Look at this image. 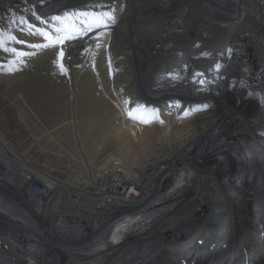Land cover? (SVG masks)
Returning a JSON list of instances; mask_svg holds the SVG:
<instances>
[{
	"label": "bare ground",
	"instance_id": "bare-ground-1",
	"mask_svg": "<svg viewBox=\"0 0 264 264\" xmlns=\"http://www.w3.org/2000/svg\"><path fill=\"white\" fill-rule=\"evenodd\" d=\"M100 1L55 2L46 13L54 27L44 30L52 39L38 31L45 6L35 7L38 13L24 31H38L36 40L45 43L31 50L33 61L44 58L43 50L52 53L72 79L70 88L54 86L60 94L63 85L69 108L80 109L72 156L89 165L85 147L96 150L94 155L108 150L116 155L102 161L100 185L96 176L88 179L92 192L37 169L0 131V183L26 203L18 207L0 196V216L14 218L7 209L21 208L35 236L34 243H24L33 245L34 260L4 254L0 264H264V0H121L126 6L120 10L112 6L116 0ZM128 9L133 20L117 21ZM84 12H110L114 21L89 28L88 18L76 15ZM58 36L65 37L63 43H53ZM78 37L86 47L79 66L90 54L95 59L105 54L103 62L92 59L85 70L100 69L98 92L85 77L73 81L81 71L63 60L62 47ZM20 41L13 46L27 53L30 42ZM74 85L85 103L71 98ZM104 89L110 90L106 96ZM60 199L92 222L93 230L56 227ZM82 200L96 203L98 211H80ZM211 211L215 217L227 213V222L217 231L207 224L193 228L200 212ZM14 223L5 216L0 230Z\"/></svg>",
	"mask_w": 264,
	"mask_h": 264
},
{
	"label": "rangeland",
	"instance_id": "rangeland-1",
	"mask_svg": "<svg viewBox=\"0 0 264 264\" xmlns=\"http://www.w3.org/2000/svg\"><path fill=\"white\" fill-rule=\"evenodd\" d=\"M41 1L42 0H0V66L7 65V70H3L4 68L0 70L1 73L6 74H0V131L6 136L11 144L14 145L19 154L37 169L42 170L44 173L53 176L63 182L70 183L71 181H78V187L93 192L95 185L93 186L92 184H89L88 179L92 175H94L97 179L95 184L100 185L103 179L101 173H99L98 170L101 167L102 161L106 160L108 156L114 157L116 153L108 150L103 151V153H95L94 155V152L96 150L91 149V151L89 148L85 147L86 154L90 156V159L88 160L89 165H80V161L78 160V158L72 156L73 153L70 152H72V150L73 152H76L73 145L74 143L72 142H75V137L77 138V136H79L78 131L81 130V127L79 126L81 125L79 118L75 116L76 113H78L77 115L79 116L80 109L76 106V109L73 110V104L72 107L69 108L67 104L68 101L66 102L62 95V93H64L62 88L63 85L65 87L69 86L70 88V81H72V79L69 81V79L65 77V72L63 71V68H65V66L63 65L61 59H59L58 57L57 59H55V55H53L52 53H47L45 50H43L42 52L44 58L41 61H33L34 52L32 51V53L31 50H40L42 48H45V43L36 40V34L39 33L38 31L34 35L32 31H24L26 22H31L34 16L38 13L36 12L35 7L40 6V11L45 6L40 11L42 12L41 30L44 31L54 27V24L50 23V20L47 19L46 13H48L49 15V12H51L50 10L53 7L58 6V4H55V2H60L63 6H65L66 4L72 5L75 3H81L82 1L87 2L90 0ZM116 1L117 2L112 5L114 9L120 10L121 7L124 8V6H126L125 4L120 3L123 1ZM221 1L222 0H217L216 2L218 4H221ZM100 2V0H91L89 3L87 2L86 4H84L87 5L90 3L92 4ZM209 3L213 4V2L210 1ZM81 5L82 4H79L77 6L75 5L71 8H77ZM153 6L156 7L157 5ZM65 9V12H67L66 7L61 10L64 11ZM92 11H94V9ZM55 13H57V11H55ZM122 13L123 14H121V17L119 16L120 18L116 17L117 21H120L123 16L124 19L127 20L126 22L133 20V11H129L128 9L127 11L124 10ZM64 20H61L60 23L63 24ZM31 27L34 28V23L31 25ZM9 36H14L15 40L9 39ZM21 36V41L23 42V44L25 42H30L31 44L30 48H28L27 53H23V51L21 52L19 51V49L13 46L14 44H19L18 42L20 41L19 39ZM34 44L38 45V47H33ZM18 47L22 48L24 51H27V46L23 47L19 45ZM5 48L15 49V51H5ZM122 52L124 54V49H122ZM13 53L15 55L11 57V54ZM20 53H23V55H20ZM60 53L61 52H59V54ZM30 54L32 56H30ZM27 55L29 57H27ZM104 55L105 54L101 55L100 58L98 57L97 59H95L92 54H90L87 57V60L89 61H86L83 67L81 66L82 62L80 66L78 62L77 70L81 72L79 76L76 77V79H73V81L77 82L78 84L81 83L82 79L85 77V82L90 85V88L93 85L94 90L98 92V87L100 86L99 81L101 79L100 77L103 76H99V74L101 73L100 69L96 71V66H94V71L92 72L86 71L85 73V70L91 66L90 61H92V59L94 61V64H97L98 62L100 63L101 61L103 62V60H101V57H103ZM26 59L29 60L27 61ZM49 59H54L55 62H52ZM21 60L23 61L20 63ZM25 62L28 63L25 66H21L20 70L19 65ZM94 75H97V79ZM56 82L59 84L57 85ZM61 83L63 85L62 87H59L60 90L58 91L60 92V94L58 92L57 93L59 95L55 94V90L57 88L54 86H59L61 85ZM71 90L73 92L71 95L72 99L78 98L82 103H85V101L80 98L81 90L79 86L77 87L76 85H74ZM109 93V89H104L101 92L103 96H106ZM97 95L99 94L97 93ZM125 95H127L126 100L129 98L131 100L133 96L132 90H128ZM74 122L75 124H73ZM76 132L78 134H76ZM70 138L73 139L71 140ZM68 142L71 144V147ZM79 154L80 152L78 151L77 156H79ZM81 162L83 161L81 160ZM68 164H70L71 166H69ZM38 182L41 183L40 181ZM5 188L9 191L7 187ZM32 188L39 194L43 192V189L40 186L33 185ZM129 192L136 194L133 189H131ZM13 194L14 196H17L15 193ZM0 196L7 201L15 204V201L12 200L13 197H11L12 199L10 197H6L2 192H0ZM8 196H10L9 193ZM23 203L25 202L23 201Z\"/></svg>",
	"mask_w": 264,
	"mask_h": 264
},
{
	"label": "flooded vegetation",
	"instance_id": "flooded-vegetation-1",
	"mask_svg": "<svg viewBox=\"0 0 264 264\" xmlns=\"http://www.w3.org/2000/svg\"><path fill=\"white\" fill-rule=\"evenodd\" d=\"M5 187H7L8 189H12L9 186H5L4 182L2 183V185L0 184V189L6 191V193L8 192L9 195L11 197H13L15 204L14 203H12V204L17 205L18 207L19 206L22 207V204L17 202V196H14V194H13L14 191L13 192L11 190L8 191V190H6ZM86 198H91V197H86ZM84 200H82V201H84ZM57 203L60 207L58 217L59 216H61V217H60V220L58 219L59 221L57 220V222H55L56 227H59V228L63 227L65 229L71 228V229H74L75 231H77L78 233H82V234L87 232V231L93 230L92 222L87 224L88 222L85 219L80 218V215L77 214V211H70V210L66 209L67 201H65L64 199H60L57 201ZM48 204H50V203H48ZM73 205L75 206V199H72V200L70 199V203L68 206L74 208ZM98 207L99 206L96 203L94 204L92 201H84V204L80 207V211L83 208H85L87 210V212L95 213L98 211L96 209ZM7 210H8L7 212L9 214H11L14 218L10 217L9 215H4V216L2 215L3 218H1V216H0V219L4 220V217L6 216L9 222H17V223H14L15 224L14 228H13V226H11L8 229L5 228L3 230H0V234L2 235V236H0V239H1V242H0V260H3V259L5 260L4 254L14 256V258H17V259L34 260V248H32L33 245L27 244V246H24V243H30V244L34 243V237H35L34 231H32L30 226H29L28 218L24 217L23 210L21 208H19L18 210H11V209H7ZM63 211L67 214H64ZM54 218H55V216L52 218V220H54ZM56 218H57V216H56ZM13 219H15L17 221H14ZM68 222H70L71 224ZM10 229L15 230V234L9 232L8 230H10ZM57 231H59V230H57ZM5 232L8 233L7 237L5 235ZM22 249H26L30 253L27 255H24L22 252Z\"/></svg>",
	"mask_w": 264,
	"mask_h": 264
},
{
	"label": "snow or ice",
	"instance_id": "snow-or-ice-1",
	"mask_svg": "<svg viewBox=\"0 0 264 264\" xmlns=\"http://www.w3.org/2000/svg\"><path fill=\"white\" fill-rule=\"evenodd\" d=\"M76 15L82 16V17H87L88 18L87 23L89 25V28H91L92 26H100L102 24H105L107 22V20H113L114 21V17L111 15L110 12H84V13H78ZM53 19L54 20H60L61 18L60 17H53ZM74 30L79 31V29H75V28H74ZM38 31H40L41 34L44 35L45 37L52 39V37L49 36V33L44 32L43 30H38ZM55 31L59 33V32L64 31V29L56 28ZM9 39L15 40V37L9 36ZM64 39H65V37L58 36L53 40V43H63ZM20 42L22 43V41H20ZM4 50L5 51H15V49H7V48H5ZM20 55H23V53H20ZM61 55H62V53H61ZM137 107L139 108L141 106H137ZM133 111H135V110H133ZM128 114H129V116H132L133 112L130 111ZM145 122H147V121H145Z\"/></svg>",
	"mask_w": 264,
	"mask_h": 264
},
{
	"label": "water",
	"instance_id": "water-1",
	"mask_svg": "<svg viewBox=\"0 0 264 264\" xmlns=\"http://www.w3.org/2000/svg\"><path fill=\"white\" fill-rule=\"evenodd\" d=\"M0 168H1V167H0ZM0 192H2L3 195H4V193H5V192H4L3 190H1V189H0ZM6 195H7V194H6ZM225 215L227 216V213H226ZM226 216H225V217H226ZM4 226H5V225H4ZM8 231L11 232V233H13V234H15V230H13V229H10V230H8Z\"/></svg>",
	"mask_w": 264,
	"mask_h": 264
}]
</instances>
